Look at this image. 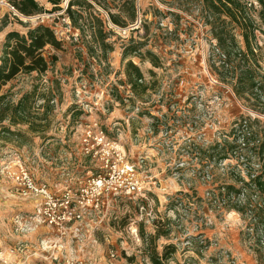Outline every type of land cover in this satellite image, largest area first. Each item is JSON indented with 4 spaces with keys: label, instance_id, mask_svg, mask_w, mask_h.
<instances>
[{
    "label": "rangeland",
    "instance_id": "obj_1",
    "mask_svg": "<svg viewBox=\"0 0 264 264\" xmlns=\"http://www.w3.org/2000/svg\"><path fill=\"white\" fill-rule=\"evenodd\" d=\"M37 1L52 10L47 0ZM136 7L138 29L112 32L108 43L114 51L101 63L87 54L80 32L63 12L15 17L0 8V63L10 32L26 34L45 24L64 43L61 51L53 52L59 60L48 73L40 79L21 75L3 89L17 101L38 85L41 93L53 91L49 96L54 100L41 132L28 133L27 126H19L26 132L23 141L0 140V195L9 202L32 203L35 209L19 210L10 225L0 205V264H150L145 239L155 235L157 226L170 232L158 240V250L166 244L177 246L171 264H264L256 234L248 229L249 215L219 207L211 195L214 188L237 183L238 174L249 180L247 169L256 170L264 161L260 148L251 152L243 150L241 139L236 142L240 133H251L264 143V110L239 100L231 82L221 79L222 59L197 3L136 0ZM260 9L257 2L251 15L264 31ZM256 35L264 55V34ZM237 40L243 46L240 36ZM132 43L145 47L123 60L124 48ZM146 50L159 58L158 67ZM128 61L143 71L147 92L138 90L137 95L123 84ZM261 65L264 71L263 60ZM44 105L38 98L34 113H43ZM88 130H102L116 144L123 156L120 169L104 168L102 149L96 158L84 154ZM224 141L236 146L237 154L221 161L212 149ZM17 164L37 184L46 183L58 194L89 190L84 215L69 227L72 234L61 238L46 225L24 226L34 221L37 203L15 195L7 173L15 172ZM126 164L133 168L129 178L142 185L141 192L124 188L95 194L92 179L122 181Z\"/></svg>",
    "mask_w": 264,
    "mask_h": 264
},
{
    "label": "trees",
    "instance_id": "obj_2",
    "mask_svg": "<svg viewBox=\"0 0 264 264\" xmlns=\"http://www.w3.org/2000/svg\"><path fill=\"white\" fill-rule=\"evenodd\" d=\"M8 1L24 17L63 12L61 16L69 19L72 29L80 32L86 44L84 48L87 54L98 59L100 63L101 59L107 60L108 54L114 51L108 39L112 32H116L109 29V24L126 29L138 21L136 0H47L53 6L51 11H47L37 0ZM250 1L252 0H187L190 4L199 5L202 19L205 25L210 27V34L216 41V49L222 59L224 74L221 79L231 82L232 90L239 100H246L264 110V71L261 65L264 55L263 48L256 42V32L264 34V31L251 15L254 6H248ZM256 1L261 6L258 16L264 26V0ZM87 36L91 37L90 41H87ZM238 36L242 38L243 46L239 44ZM135 44L124 48L123 60L130 55L139 54L145 47L143 44ZM63 48L64 43L58 38L55 30L45 24L30 28L26 34H7L0 63V140L23 141L26 132L18 129L19 126H27L28 133L34 134L45 128L44 123H47L48 114L53 109L54 99L49 96L53 91L48 94L41 93L40 87L34 85L31 91L14 101L3 89L21 75L36 74L37 79H40L59 60L53 52ZM79 52L83 53V49L79 48ZM145 54L154 67L159 66L158 57L149 50H146ZM125 77L123 84L130 86L135 94L138 95V90L145 93L149 89L144 80V73L132 61L126 63ZM38 98H42L45 104L41 114L33 111ZM239 140L244 144L243 150L253 152L260 148L259 152L264 153V143L253 134L240 133L236 142ZM236 148L232 143L224 141L222 144L216 143L212 152L217 153L219 160L223 161L228 159L230 153L236 155ZM259 166L257 170L247 169L249 180L241 178L238 174L235 181L237 183L214 188L211 195L212 202L218 203L219 207L224 205V209L236 210L244 216L249 215L248 229H253L257 249L264 253V161L259 163ZM169 234V231L157 226L155 235L149 239L144 238L148 246L150 264L173 262L178 252L177 246L166 244L160 252L157 244L161 237L167 238Z\"/></svg>",
    "mask_w": 264,
    "mask_h": 264
},
{
    "label": "built area",
    "instance_id": "obj_3",
    "mask_svg": "<svg viewBox=\"0 0 264 264\" xmlns=\"http://www.w3.org/2000/svg\"><path fill=\"white\" fill-rule=\"evenodd\" d=\"M248 6H255L256 8L257 2L250 1ZM0 8L9 10V12L13 13L15 17L22 16L15 10L8 0H0ZM139 24L140 21H137L134 25H131L126 29H120L110 23L109 29L115 32L122 31L130 34L131 31L138 29ZM127 88L130 89L131 87L129 86ZM94 127H97V125ZM83 143V151L85 155H88L91 158H96L99 153L98 149H102L105 151V157L102 159L104 168H113L115 170L117 168L120 169L123 156L116 144L110 142L106 138L104 131L88 130L83 137ZM242 146H244L243 142ZM113 155H116V157L112 159ZM257 168L259 169L260 166L258 165ZM131 175H134V170L131 166L126 164V166L122 167L120 172V177H124V180L118 181L114 177L107 179L99 176L92 179L90 184L93 187L95 194L99 196L104 195L105 193H117L124 188H127L130 192L133 190L141 192L143 190L142 185L134 180V176L129 178ZM7 176L8 179L13 182V186L16 189L14 193L18 198H33L37 203V210L34 216L35 218L33 219L34 221L24 225L26 228H30L31 225H36L37 227L46 225L52 231L57 232L60 237H64L71 224L81 219L84 215L83 210L88 207V202L86 201L85 196H90L89 190L78 189V192L75 193L71 189H66L58 194L57 192L52 191L46 183L37 184L22 164H17V170L15 172H8ZM253 177H255V175ZM79 193L80 195L78 196ZM88 201L93 202V199L88 198ZM55 260L57 259L54 258V261Z\"/></svg>",
    "mask_w": 264,
    "mask_h": 264
},
{
    "label": "crops",
    "instance_id": "obj_4",
    "mask_svg": "<svg viewBox=\"0 0 264 264\" xmlns=\"http://www.w3.org/2000/svg\"><path fill=\"white\" fill-rule=\"evenodd\" d=\"M9 201L10 200H5V199L3 200V195H0V205H3L5 207L3 213H1V214H3L4 219L6 221H8V223H10V225H11V222L15 220L14 218L18 214L17 212L19 210H21L23 213H30L31 212V209L33 208V211H35V209L33 207L34 205L32 203H30V202L29 203L31 205L30 204L29 205H26L27 203L25 204L22 201H19V202H16V203L14 201H11V202H9ZM31 202H33V201H31ZM17 204L20 205L19 208H17ZM13 206H16V207H13ZM22 217L23 216H21L20 218L22 219ZM71 230H72L71 228H68L67 234L64 237H61V238H66V236H69L70 234H72V231ZM51 232L53 233V231H51Z\"/></svg>",
    "mask_w": 264,
    "mask_h": 264
}]
</instances>
